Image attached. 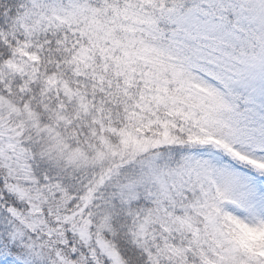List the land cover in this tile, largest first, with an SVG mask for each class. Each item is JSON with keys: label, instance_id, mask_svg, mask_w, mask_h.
I'll use <instances>...</instances> for the list:
<instances>
[{"label": "snow or ice", "instance_id": "obj_1", "mask_svg": "<svg viewBox=\"0 0 264 264\" xmlns=\"http://www.w3.org/2000/svg\"><path fill=\"white\" fill-rule=\"evenodd\" d=\"M0 264H264V0H0Z\"/></svg>", "mask_w": 264, "mask_h": 264}]
</instances>
